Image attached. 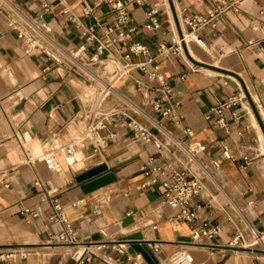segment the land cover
<instances>
[{"label":"crops","instance_id":"crops-1","mask_svg":"<svg viewBox=\"0 0 264 264\" xmlns=\"http://www.w3.org/2000/svg\"><path fill=\"white\" fill-rule=\"evenodd\" d=\"M122 1L131 18L127 40L105 43L95 61L96 41L74 62L70 54L85 43L86 28L94 27L100 41L108 37L117 20L111 4L0 0V252H16L0 264H77L81 244L98 242L115 259L139 256L140 264H149L123 241L134 234L153 252V264H175L172 258L179 253L189 254L191 264H264L260 249L229 245L238 228L245 230L246 241L249 226L264 232V0ZM153 10L159 26L146 30ZM212 14L211 23L194 32L185 22ZM191 33L197 40L189 37L181 53L160 54V44ZM131 41L149 49L131 61L158 65L170 93L135 68L104 103L117 112L102 132L109 137L105 146L77 150L73 164L59 151L58 170L44 162L23 163L25 153L60 148L82 132L84 110L103 88L96 77L104 76V60L123 62ZM234 98L235 104L223 106ZM131 120L155 134L162 148L136 140ZM196 141L206 150L188 160L180 145L188 149ZM225 149L231 159L224 158ZM100 166L115 180L85 193V181L78 178ZM184 167L203 181L193 202L198 215L190 223L175 222L177 210L164 200L169 174ZM55 199L67 222L55 216ZM204 221L222 233L192 243L193 230ZM67 226L74 244L57 239ZM114 242H121L124 253L111 249ZM86 264L109 263L95 257Z\"/></svg>","mask_w":264,"mask_h":264},{"label":"built area","instance_id":"built-area-1","mask_svg":"<svg viewBox=\"0 0 264 264\" xmlns=\"http://www.w3.org/2000/svg\"><path fill=\"white\" fill-rule=\"evenodd\" d=\"M111 4L117 13V20L114 24V27H110L107 30L108 37L103 41H100L95 28L88 27L83 31V37L85 43L79 47V49L70 54V58L74 62H79L78 56L80 53L87 50L90 44L98 41L99 45L97 47L98 53L95 56V61L98 60V55L102 53L105 43H116L118 41L125 42L127 40L126 28L131 21L130 14L122 0H106ZM142 0H137V3H141ZM44 7H48L47 4H44ZM84 12L88 14L90 10L88 8L84 9ZM158 10H153L149 13L148 21L144 24L146 30L156 29L159 24L157 20ZM219 11H216L218 14ZM213 14L211 16H202L195 15L185 18V22L192 28V31L199 29L202 26H206L211 23L213 19ZM115 31H119L116 36H113ZM188 34L181 36L180 40L171 45L160 44L159 52L160 54L171 55L179 54L183 49V45L186 44L187 39L191 37L194 40H197L195 35ZM30 47L35 49L38 46L35 42H29ZM252 44V43H250ZM149 49L138 42L131 41L128 44V52L124 55V61L120 62L114 58H106L104 60V79L101 76L96 78L101 80L103 83V88L100 91V94L93 100V102L87 106L83 113V118L85 120V126L82 132L71 139V141L61 146L60 148L49 150L47 152H42L38 154H29L25 153L22 159L23 163L34 166L39 162H44L48 169L58 170L60 163L57 158V153L61 151L66 158L67 163L73 164L76 160L77 150L88 148L92 146L94 151H98L101 147L105 146L109 142V137L103 136L102 132L113 122L114 116L117 114L115 109H108L105 107L104 103L108 96L116 90V84L121 78L130 74L133 69L139 68L144 73L148 74L151 78H156L161 86L163 91L166 94L170 93L168 85L166 84L164 76L161 74L158 65H153L149 68V63L151 60L140 63H133L131 58L133 55H146L148 54ZM237 98L232 99L228 104H235ZM223 106L216 108L215 113L220 114L222 112ZM157 108H160V105H156ZM170 110L163 111L164 115H168ZM124 115L126 113L122 112ZM134 130V138L143 143L149 144L154 143L157 147L162 148V144L159 139L153 134L146 126L143 124L131 120L129 123ZM180 150L184 151L187 154L188 160H194L197 152H203L206 150L205 144L196 141L192 148H185L180 145ZM223 156L226 159H231L232 155L228 149H225ZM221 161L216 160L214 162L215 167H219ZM154 171L164 173V168L162 166H155ZM155 182V180H153ZM37 186H42L40 181H36ZM203 188V181L201 178L193 175L189 168L184 167L182 169H174L169 174V177L165 183L164 191V200L172 208L177 210L173 220L175 222H193L198 215V207L193 204L194 199L200 194ZM55 216L61 219L63 222H67L64 218L61 205L58 203V200H54ZM27 210H24L26 213ZM33 215L37 213L31 211ZM68 228L66 231L61 232L57 239L63 243L74 244L75 239L72 236V232ZM222 228L218 225L212 224L209 221H204L200 226L196 227L193 230V235L191 238L192 243H197L202 238H212L218 236L222 233ZM248 232L250 234V240L246 241L245 230L238 228L233 236L232 240L229 242L231 247H243V248H258L264 252V232L260 231L252 226H249ZM111 249L119 253H124V248L121 245V242H114L111 245ZM82 251L76 253L77 264H86L91 262L95 257H101L109 264H140L139 256L130 257L128 256L125 260L121 261L113 258L109 253L104 252L106 247L105 243H88L81 244ZM14 250L0 252V259L11 260L15 256ZM172 261L175 264H191L192 257L189 254L179 253L176 254Z\"/></svg>","mask_w":264,"mask_h":264},{"label":"water","instance_id":"water-1","mask_svg":"<svg viewBox=\"0 0 264 264\" xmlns=\"http://www.w3.org/2000/svg\"><path fill=\"white\" fill-rule=\"evenodd\" d=\"M78 180L85 181L83 191L85 193H89L113 182L115 180V176L113 173L107 172L106 166H100L83 173ZM123 241L130 242L132 244V248L140 253L149 264H153L157 261L147 243L142 241V236L140 234L126 236L123 238Z\"/></svg>","mask_w":264,"mask_h":264}]
</instances>
